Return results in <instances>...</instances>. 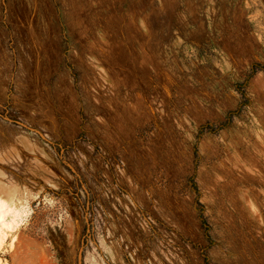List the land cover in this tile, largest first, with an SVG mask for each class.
I'll return each mask as SVG.
<instances>
[{"label":"rangeland","instance_id":"1","mask_svg":"<svg viewBox=\"0 0 264 264\" xmlns=\"http://www.w3.org/2000/svg\"><path fill=\"white\" fill-rule=\"evenodd\" d=\"M0 65V264H264V0H0Z\"/></svg>","mask_w":264,"mask_h":264},{"label":"crops","instance_id":"2","mask_svg":"<svg viewBox=\"0 0 264 264\" xmlns=\"http://www.w3.org/2000/svg\"><path fill=\"white\" fill-rule=\"evenodd\" d=\"M1 73H3V70H2V67H1V65H0V75H1ZM14 74V71H11V76H10V79H12V75Z\"/></svg>","mask_w":264,"mask_h":264}]
</instances>
